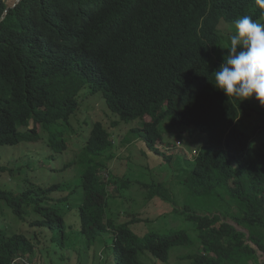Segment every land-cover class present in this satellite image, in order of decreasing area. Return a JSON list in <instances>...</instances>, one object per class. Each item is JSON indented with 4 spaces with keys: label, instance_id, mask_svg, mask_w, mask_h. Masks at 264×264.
Wrapping results in <instances>:
<instances>
[{
    "label": "trees",
    "instance_id": "16d2710c",
    "mask_svg": "<svg viewBox=\"0 0 264 264\" xmlns=\"http://www.w3.org/2000/svg\"><path fill=\"white\" fill-rule=\"evenodd\" d=\"M262 12L257 0H19L11 8L0 0V146L62 133L87 89L101 93L120 121L140 120L131 131L165 162L172 157L156 146L164 120L171 129L194 126L204 133L205 151L194 156L183 182L196 199L219 207L228 197L236 208L223 215L180 211L193 225L194 240L184 231L137 238L127 226L137 219L117 224L105 217V166L90 158L81 174L79 232L88 247L102 233L111 234L106 264H140V252L165 263L171 248L195 243L196 253L180 259L264 264L257 256H264V145H251L257 130L251 135L242 128L251 114L248 103L216 89L213 75L227 56L219 22L245 15L256 21ZM111 126L92 124L82 144L86 155L99 158L112 149ZM57 149H65L63 140ZM138 185L146 200L171 199L164 183ZM62 194L59 184L32 185L18 195L0 190V199L22 224L63 243L70 227L59 208L67 200ZM32 240L0 229V264L19 257L39 264Z\"/></svg>",
    "mask_w": 264,
    "mask_h": 264
},
{
    "label": "rangeland",
    "instance_id": "374dc122",
    "mask_svg": "<svg viewBox=\"0 0 264 264\" xmlns=\"http://www.w3.org/2000/svg\"><path fill=\"white\" fill-rule=\"evenodd\" d=\"M13 1L5 0V3L11 7ZM256 21L264 23V17ZM218 29L221 47L228 55L230 38L235 33V21L221 20ZM80 100L79 109L70 117L68 127H60L64 130L54 138L51 139L49 134L38 135L17 145L0 146V167L11 170L0 172V190L18 195L32 185L47 187L59 184L62 195H67V200L59 205L64 221L70 227V233L63 243H59L60 240L49 241L50 233H41L22 224L0 199V229L8 235L21 231L26 237L33 238L32 243L36 245L41 258L40 261L38 259L39 264H106L107 254L111 252V234L102 233L94 245L88 247L79 232L77 208L82 200L81 174L90 158L105 166L101 171L108 191L105 217L117 224L137 219L127 224L137 238L146 235L161 237L184 231L190 240H194L193 225L180 211L223 215L228 208L231 213L235 212L236 208L229 204L228 197L219 201V207H213L209 200L194 198L183 182L192 169L194 156L199 151H205L204 133L194 126L171 129L168 120H164L159 125L162 143L156 146L172 157L170 162H165L148 149L140 135L131 131L132 127L140 125V120L132 124L120 121L119 116L107 109L101 93L90 95L84 89ZM244 101L248 103L251 114L242 128L251 135L257 130L256 135L252 136L251 145L260 148L264 145V106L255 97ZM144 120L148 121L149 118L145 117ZM97 121L104 127L114 125L109 128L113 147L99 158L89 157L82 150L92 124ZM62 140L65 149H57ZM153 182L164 183L171 199L163 201L155 197L146 200V191L138 184ZM223 218L222 221L238 231L246 232L230 218ZM197 247L196 243L193 246H174L165 263L155 260L147 252H140L138 258L140 264H191L180 258L196 253ZM257 256L260 263L264 262V256L259 251ZM107 264H114L113 259Z\"/></svg>",
    "mask_w": 264,
    "mask_h": 264
},
{
    "label": "clouds",
    "instance_id": "9594fccd",
    "mask_svg": "<svg viewBox=\"0 0 264 264\" xmlns=\"http://www.w3.org/2000/svg\"><path fill=\"white\" fill-rule=\"evenodd\" d=\"M257 3L264 8V0ZM228 52L213 73L215 88L240 102L255 97L264 106V23L248 15L237 18Z\"/></svg>",
    "mask_w": 264,
    "mask_h": 264
},
{
    "label": "built area",
    "instance_id": "2783aa9c",
    "mask_svg": "<svg viewBox=\"0 0 264 264\" xmlns=\"http://www.w3.org/2000/svg\"><path fill=\"white\" fill-rule=\"evenodd\" d=\"M11 264H37V263H33V262L31 263V262H29L28 260L19 257V258L14 259V260L11 262Z\"/></svg>",
    "mask_w": 264,
    "mask_h": 264
},
{
    "label": "water",
    "instance_id": "95a60500",
    "mask_svg": "<svg viewBox=\"0 0 264 264\" xmlns=\"http://www.w3.org/2000/svg\"><path fill=\"white\" fill-rule=\"evenodd\" d=\"M18 1H19V0H14V1H13V5H12L11 7H14V6L17 4ZM5 12H6V11H5ZM4 15H5V13H4ZM4 15H3V16H4ZM0 20H1V19H0Z\"/></svg>",
    "mask_w": 264,
    "mask_h": 264
}]
</instances>
